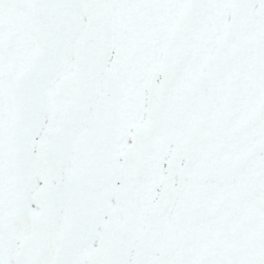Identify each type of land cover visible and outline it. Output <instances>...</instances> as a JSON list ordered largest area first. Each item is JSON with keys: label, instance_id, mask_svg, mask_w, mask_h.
I'll return each instance as SVG.
<instances>
[{"label": "snow or ice", "instance_id": "1", "mask_svg": "<svg viewBox=\"0 0 264 264\" xmlns=\"http://www.w3.org/2000/svg\"><path fill=\"white\" fill-rule=\"evenodd\" d=\"M0 264H264V0H0Z\"/></svg>", "mask_w": 264, "mask_h": 264}]
</instances>
